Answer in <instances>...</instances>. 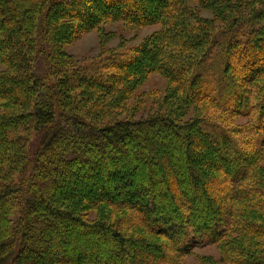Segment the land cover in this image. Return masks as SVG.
<instances>
[{
  "label": "trees",
  "instance_id": "obj_1",
  "mask_svg": "<svg viewBox=\"0 0 264 264\" xmlns=\"http://www.w3.org/2000/svg\"><path fill=\"white\" fill-rule=\"evenodd\" d=\"M0 66V264H264V0H0Z\"/></svg>",
  "mask_w": 264,
  "mask_h": 264
},
{
  "label": "rangeland",
  "instance_id": "obj_2",
  "mask_svg": "<svg viewBox=\"0 0 264 264\" xmlns=\"http://www.w3.org/2000/svg\"><path fill=\"white\" fill-rule=\"evenodd\" d=\"M155 28V26H149L143 27L138 30H130L124 27L121 22H113L104 25L105 30L114 31V36L104 46H102L100 43L98 32L95 30H91L82 34L79 38L71 41L66 46V50L73 56V58L77 62H89L96 58L103 51V49L106 50L117 46L120 41H123L122 44L124 48L137 44L144 36L149 34ZM165 87L166 81L163 77L155 73L150 74L135 91L136 96L134 100H137V97L140 94L141 97L139 100L144 101L141 104L140 108L136 111V116L146 115L152 112L154 109L152 103L154 90H156L158 94H162ZM216 115H218V113H216ZM228 118L225 119V122L233 123L236 125L247 122V120H249V118L245 117H237L233 119ZM93 238L96 239L98 237ZM76 240L78 239H74V241ZM67 246H69V244ZM193 252L194 254L186 257L187 264H204L203 262H200V256H207L217 260L219 259V253L214 244L196 247ZM217 264L224 263L217 262Z\"/></svg>",
  "mask_w": 264,
  "mask_h": 264
}]
</instances>
